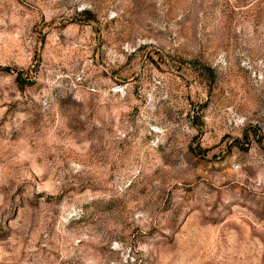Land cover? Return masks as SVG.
I'll return each instance as SVG.
<instances>
[{"label":"rangeland","instance_id":"rangeland-1","mask_svg":"<svg viewBox=\"0 0 264 264\" xmlns=\"http://www.w3.org/2000/svg\"><path fill=\"white\" fill-rule=\"evenodd\" d=\"M0 264H264V0H0Z\"/></svg>","mask_w":264,"mask_h":264},{"label":"trees","instance_id":"trees-1","mask_svg":"<svg viewBox=\"0 0 264 264\" xmlns=\"http://www.w3.org/2000/svg\"><path fill=\"white\" fill-rule=\"evenodd\" d=\"M16 80L18 83H20V77L19 76L16 78Z\"/></svg>","mask_w":264,"mask_h":264}]
</instances>
